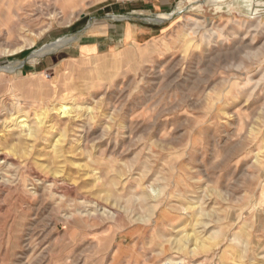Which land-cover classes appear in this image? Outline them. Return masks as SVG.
Here are the masks:
<instances>
[{
	"label": "rangeland",
	"instance_id": "374dc122",
	"mask_svg": "<svg viewBox=\"0 0 264 264\" xmlns=\"http://www.w3.org/2000/svg\"><path fill=\"white\" fill-rule=\"evenodd\" d=\"M261 2L0 0V264H264Z\"/></svg>",
	"mask_w": 264,
	"mask_h": 264
},
{
	"label": "bare ground",
	"instance_id": "6f19581e",
	"mask_svg": "<svg viewBox=\"0 0 264 264\" xmlns=\"http://www.w3.org/2000/svg\"><path fill=\"white\" fill-rule=\"evenodd\" d=\"M196 11V10H195ZM72 41V40H71ZM61 45H64V40L61 39L57 42H54V43H51L50 45H47L45 47H43L41 50H38V51H35L34 54L31 56V61L33 62L34 61V58H38V57H41L43 56L44 54L46 53H49L51 51H55L57 50ZM65 46V45H64ZM12 54H16V51H13ZM18 55V54H17ZM68 106V105H67ZM59 111L62 113V114H73L75 113V108L72 106H68V107H61L59 109ZM46 115H47V112H44L41 113V114H38L36 117L37 119V122H38V126L37 127H33L29 124V118L26 114H22V113H10L9 115V123L11 124L10 127H15L16 129H22V130H28V134L27 136L30 138V139H33V138H36V136L38 135L39 133V126H43V121L45 120L46 118ZM243 122V121H242ZM9 127V128H10ZM12 129V128H11ZM58 142V141H57ZM1 152V151H0ZM3 154H0V157H2ZM10 161V160H9ZM201 237V236H199ZM202 243V242H200ZM196 249L194 248L192 250V252H195Z\"/></svg>",
	"mask_w": 264,
	"mask_h": 264
},
{
	"label": "water",
	"instance_id": "95a60500",
	"mask_svg": "<svg viewBox=\"0 0 264 264\" xmlns=\"http://www.w3.org/2000/svg\"><path fill=\"white\" fill-rule=\"evenodd\" d=\"M221 3H224V4H230L232 2H235V1H246V0H219ZM253 1V0H252ZM254 4V3H253ZM262 6H264V0H262V2L260 3Z\"/></svg>",
	"mask_w": 264,
	"mask_h": 264
}]
</instances>
